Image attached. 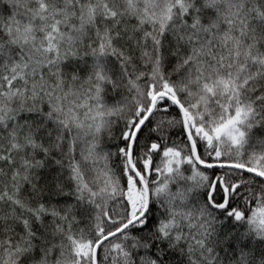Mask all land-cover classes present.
I'll use <instances>...</instances> for the list:
<instances>
[{
  "label": "snow or ice",
  "instance_id": "1",
  "mask_svg": "<svg viewBox=\"0 0 264 264\" xmlns=\"http://www.w3.org/2000/svg\"><path fill=\"white\" fill-rule=\"evenodd\" d=\"M0 264H264V0H0Z\"/></svg>",
  "mask_w": 264,
  "mask_h": 264
}]
</instances>
